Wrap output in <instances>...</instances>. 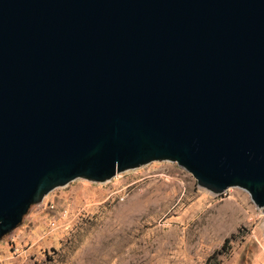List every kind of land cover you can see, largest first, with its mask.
<instances>
[{"label": "water", "instance_id": "95a60500", "mask_svg": "<svg viewBox=\"0 0 264 264\" xmlns=\"http://www.w3.org/2000/svg\"><path fill=\"white\" fill-rule=\"evenodd\" d=\"M155 160L264 222V0H0V238Z\"/></svg>", "mask_w": 264, "mask_h": 264}, {"label": "rangeland", "instance_id": "374dc122", "mask_svg": "<svg viewBox=\"0 0 264 264\" xmlns=\"http://www.w3.org/2000/svg\"><path fill=\"white\" fill-rule=\"evenodd\" d=\"M0 264H264L263 213L155 160L48 191L0 238Z\"/></svg>", "mask_w": 264, "mask_h": 264}]
</instances>
